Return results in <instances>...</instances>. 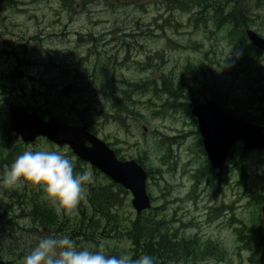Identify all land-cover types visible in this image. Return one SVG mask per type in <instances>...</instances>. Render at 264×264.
Listing matches in <instances>:
<instances>
[{"label":"rangeland","instance_id":"rangeland-1","mask_svg":"<svg viewBox=\"0 0 264 264\" xmlns=\"http://www.w3.org/2000/svg\"><path fill=\"white\" fill-rule=\"evenodd\" d=\"M16 1L18 2L16 5L9 1H0V51L6 49L10 54L12 53L11 55H0V140L3 139L0 143H8L7 141L11 139L12 148L15 151L18 148L24 151L29 147L33 149L37 147L54 149L73 158L76 165L78 159L71 155V149L66 146L58 147L45 138L38 139L33 143L34 145H28L22 143L17 136L8 137L6 130L9 124L10 105L13 103L18 104L30 112H32L30 110L32 108L40 109L42 105L46 106V103L44 104L40 99V92L48 93L49 90L46 88L47 86H42V76L46 83L53 85L49 93L48 100L50 101H54V97L59 94V90L66 85L79 83L80 87H83V81H88V79H77L75 81L72 71H69V76L64 77L63 68H55L50 62L54 61L61 65L71 64L73 61L77 62L80 57H84L89 49L94 48L93 45L79 42L75 36L77 32H101L104 27H133L139 23L140 25L152 27L150 34L147 35L155 37L157 35L155 32L159 30H156L153 26L185 25L188 13L182 11L168 12L165 6L160 3V0H97L86 7L78 6L74 11L64 6L63 0ZM250 2L254 6L256 4L261 6L255 11V14L259 15V17H256V26L250 29L258 30L264 37V0L260 3L256 0H250ZM74 4H76V1ZM177 21L179 22L177 23ZM212 30L214 28H207L201 30L202 32H198L196 34L198 42L191 43V48H188L186 53L182 52L181 55L174 44V46L171 44L166 46L163 42L155 40L149 47L153 52L162 51L164 56L172 63L178 61L179 70H182L187 57L192 59L199 57V60L202 53L208 52L212 60H218L219 58L224 69L222 68L223 72L218 75L217 80L221 82L225 90H231L233 95L238 97V113L241 115L252 113L260 119L261 123L256 124L264 126V99L260 104L251 101L248 89L250 81L244 73H239L243 69L236 64V51L227 40H224L222 31L213 32ZM189 41L190 38L183 39L181 44L188 45ZM5 42L8 44H5ZM197 46L201 49L199 53L194 49ZM101 52L104 51L101 49ZM95 62L96 59L93 58V67ZM257 62L258 65L254 68L261 67L264 75V63L260 60ZM38 63H46V65L49 63V70L47 67L45 68L47 76L43 75L44 72L40 66H37ZM232 66H235V68L232 69ZM118 82L110 81L108 83L118 91L122 86ZM78 99L83 101L85 97L80 94H72L69 98L62 96V105L58 106V110L65 111L63 104L75 102ZM104 100L99 95L92 99L95 103L99 101L105 105ZM134 101L135 107L133 110L139 112L142 117L138 115L127 116L124 122L114 119L105 121L100 119L96 113L90 112L92 118L97 119V123L92 126V132L108 144H117V147L126 154L138 155L144 152L148 157V163L154 166L157 161L154 158L155 156L157 158L161 157V159L163 157L170 158L171 151L175 152V149H173L172 142L169 140L164 141L165 144L161 146L157 143L159 140L151 138L150 135L157 129H160L163 134H169L171 132L170 128L175 131V129H180L181 125L174 124L171 115H168L167 118L156 115L157 103L152 95H138L135 96ZM67 117H71V115L68 114ZM190 131L192 130H187L188 133ZM194 142L193 138L188 139L186 148L179 153L177 168L184 170L185 166L192 160L193 157L188 152H190V149L194 152L197 150L194 147ZM176 151L178 150L176 149ZM197 158L200 159V156ZM263 161L264 151L246 152L242 143L237 144L232 157L229 158L226 164L222 181L211 184V187H209V199L206 194L205 201L200 203L199 209L188 206L186 212L189 220L194 219L202 227L201 230L194 228L189 232L201 233L203 240H207L208 244L211 241L216 243L219 250L223 252L220 260L209 258L208 262H200L199 264H255L253 260L254 246L250 242L247 245L242 243L238 230L244 224L250 226L251 222L259 215L264 220L261 213L264 200L261 205H258L254 198L257 193L261 192L264 185ZM174 164L172 165L174 166ZM160 166H162L161 162ZM80 168L82 166H76V170L79 171ZM91 169V166H89L86 171L91 173L92 185L98 183L103 184V186L108 185L107 179L102 177L101 174L91 171ZM163 169L167 174L169 168L163 167ZM3 171L1 170L2 173ZM183 177L181 176L179 179ZM174 178L175 172L167 174L168 181L172 182ZM184 179L187 181L186 177ZM98 180L101 182H97ZM159 182L160 179L155 182L157 187L152 182L150 184L154 196H157V192H159ZM39 197L47 201L43 192ZM131 199L132 197L129 200L130 207L123 210L126 215L128 214L130 220L136 218ZM206 207H210V209ZM262 225L264 226V221ZM24 238L32 245L38 240L30 233H27ZM6 248L3 247V249ZM4 255V260L11 261L8 255Z\"/></svg>","mask_w":264,"mask_h":264},{"label":"flooded vegetation","instance_id":"flooded-vegetation-1","mask_svg":"<svg viewBox=\"0 0 264 264\" xmlns=\"http://www.w3.org/2000/svg\"><path fill=\"white\" fill-rule=\"evenodd\" d=\"M189 22L190 24L187 23L181 26H153L156 30H159L155 32L157 34L155 37L147 35L150 34L149 32L152 30V27L144 25L104 27V30L101 32L89 31L83 33L79 31L75 34L78 41L84 42L87 45H93L94 48L89 49L86 55L82 58L80 57L77 62H73L80 64L78 66L79 69L77 68L76 71L81 78H78L74 73L75 81L77 79L100 81L102 85L100 90H97V94L102 99H105V102L108 98L107 93L114 92V86L108 83L110 81H119L121 83L124 81L142 82L150 80L155 82L156 92H149L148 95H152L156 99V115H160L159 117L161 118H167L168 115H171L173 123L180 124L181 128L175 129V131L173 128H170L171 132L169 134H163L160 129H157L150 137L157 138L159 145L160 142L169 140L172 142L175 152L171 151L170 158L163 157L161 159V157L157 158L155 156L154 158L157 161L152 166L148 163V157L144 152L138 155L126 154L122 149L117 147V144L108 145L114 150L120 162L135 161L147 172V193L151 200V208L156 210L155 219L158 225L155 228V235H158V239L163 236L161 225L164 224L168 231L165 236L171 240V247L173 243L177 244L180 242L179 246L182 247L184 244L188 246L190 241H196L200 245L199 250H197V263L199 264L200 262H208L207 252L209 244L207 240H203L201 233L196 231L195 233L189 232L194 228L201 230L202 227L194 219L189 220L186 210L188 206L199 209L200 203L205 201L204 197L206 194L209 199L208 189L211 187V184L222 181V174L225 172L227 163L216 168L209 162L207 154L204 151L199 120L192 114V109L196 105L206 104L214 100L225 110L220 103L225 88L217 80L218 75L223 72L222 68L224 69V67L219 58L218 60H212L208 52H206L202 53L199 60V57L196 59L187 57L182 70H179L178 61L172 63L164 56L162 51L153 52L149 47L153 41L157 40V42H163L166 46L174 44L177 47L176 49L179 50L180 55L182 52L186 53L187 49L191 48V43L198 42L196 34L206 28L193 26L192 22ZM186 38H190L189 44H181L182 40ZM5 44L8 43L5 42ZM101 49L104 52H101ZM194 49H196L197 53L201 50L198 46L194 47ZM3 51L5 52L4 55L10 54L6 49ZM93 58L96 59L94 67L92 66ZM261 62L264 63L263 60ZM39 65H42L43 75L47 76L45 68L47 67L49 70V63L47 65L46 63ZM42 79H44L43 76ZM104 84L105 89L109 90L106 94L101 92ZM209 87H213L215 94L208 93ZM168 88H171V90ZM97 102L101 105L99 101ZM237 114L239 116L234 115L242 118L240 117L241 114L238 112ZM88 129L93 133L90 128ZM144 129L147 131L146 127ZM188 129L192 131L188 133ZM12 136L8 137L12 138ZM190 137L195 140L194 147L197 150L194 152L190 149L188 153L193 158L189 161L188 165L186 163L187 166L183 170L177 168L176 165L180 156L179 153L186 148ZM1 146L2 144L0 143V149ZM11 150H14V148L11 147ZM198 156H200V159L197 158ZM159 161L162 163V166H160ZM173 163H175L174 166L172 165ZM89 166L91 165L85 163L77 171H86V169H89ZM208 166L211 168L209 169ZM163 167L169 168L167 174L175 172L174 181L170 182L167 180V174H165ZM6 168L4 167V170ZM91 168V171L101 173L92 166ZM1 170L3 171L0 166V174L2 173ZM209 173H211V177L208 176ZM101 175L108 180L107 186L112 185L105 192L106 195L110 196V201H91L88 200L87 196V200L81 204L75 215L71 217L57 214L48 201L39 197L43 191L35 186L26 185L13 190L12 201L6 204L9 208L6 212V217L9 219L10 228L6 234H8L10 239L11 264H21L23 257L34 246L24 238L27 233L34 235L37 239L52 233L69 234L72 238L89 246L99 242L105 244L107 250L110 252L118 253L121 250L129 252L130 243L128 235L130 218L123 210L130 207L129 200L132 194L128 189L113 182L103 173ZM181 176L184 177L179 179ZM185 177L187 181L184 179ZM157 179H160L159 192H157V196H154L150 184L152 182L157 187L155 183ZM92 186L95 187L92 183L88 185V195L91 193ZM35 191L37 193L33 194ZM35 194L37 195L33 196ZM207 209H210V207ZM114 215H117V217L114 218ZM261 219L263 222V218ZM1 239L2 232L0 229V249L2 244ZM263 242L264 239L261 243V248Z\"/></svg>","mask_w":264,"mask_h":264},{"label":"trees","instance_id":"trees-1","mask_svg":"<svg viewBox=\"0 0 264 264\" xmlns=\"http://www.w3.org/2000/svg\"><path fill=\"white\" fill-rule=\"evenodd\" d=\"M1 2L9 1L13 5H16L18 2L16 0H0ZM16 1V2H15ZM76 1V4L74 2ZM97 0H63L64 6L71 8V11H74L76 7H86L89 4L95 3ZM260 3L263 0H256ZM165 6V9L168 12L172 11H182L188 13V19L185 22L197 27H206L214 28L213 32L222 31L224 34V40L233 46L235 52V61L236 64L243 69L239 73H244L250 84L248 85L249 96L251 101L262 103L264 99V75L262 73L261 67L257 69L254 66L258 65V60L264 61V53L258 50L248 39L246 30L256 26V17H259L258 14H255L261 6L256 4L255 6L250 2V0H160ZM157 21V20H156ZM179 21H177L178 23ZM264 24V23H263ZM140 24L137 23L136 26ZM180 26V25H177ZM212 26V27H211ZM258 32V30H256ZM259 33V32H258ZM260 34V33H259ZM261 35V34H260ZM213 48V46H211ZM5 52H0V55ZM53 67L62 69L64 77L69 76V71L75 73L78 78H81L77 73V68L80 64L71 63L66 65H58L53 61ZM35 65V64H33ZM42 68V65L37 64ZM71 68V69H69ZM232 69L235 66L231 67ZM53 71V70H52ZM51 71V72H52ZM42 86L46 87L49 92L45 93L41 91L40 99L45 104L42 105L40 109H30L32 112L37 113L42 118H48L50 116H58L61 120L65 121L68 124H83L88 123L89 128L92 131V126L97 123L96 118H92V113H96L100 119L105 121H110L114 119L116 121H125L127 116H140L142 115L139 112H136L135 107V96L141 95L144 96L149 92H156L154 81H142V82H131L124 81L119 82L122 87L117 91L113 89V93H107L109 90L105 89V84L103 85V90L101 92L107 93L106 104L99 105L95 103L92 99L97 96V90H100L102 83L100 81H83V87H80L79 83L75 84L72 94H80L82 97H85V100L81 101L80 99L75 100V102L63 104L65 111H59L58 106L62 105V95L57 94L54 98V101H50L49 93L52 86L46 83L44 79L41 81ZM167 83V82H166ZM171 90V88H168ZM209 94H215L213 87H209ZM90 98V99H89ZM222 100L220 101L223 108L227 111H231L233 114H237L238 107V97L233 95V92L229 89L224 91V94L221 96ZM53 104V105H52ZM51 105V106H49ZM103 105V106H102ZM100 106V107H99ZM260 108V107H259ZM71 117H67V115ZM240 117L247 119L253 123H261L260 119L252 114L240 115ZM91 119V120H90ZM8 143H2L0 149V166L4 170V167L10 165L14 158L23 152L22 149L11 150L12 140L9 139ZM161 146L164 145V142H160ZM201 144V143H200ZM71 155L74 156L71 151ZM232 157V154H231ZM264 162V161H263ZM85 162L78 160L77 165L84 166ZM210 169L211 167L208 166ZM101 174V173H98ZM211 177V173L208 174ZM106 179V177H104ZM101 182V181H97ZM95 187H91V193L88 195V200L99 201V202H108L110 201V196L106 195L105 192L107 188L111 186H103V184L98 183L94 184ZM115 186V185H114ZM13 190H9L0 186V203H1V219H0V229L2 232V244L0 249V259H4V254L10 257V239L8 234L10 224L9 219L6 217V212L9 208L6 204L12 201ZM35 192H33L34 194ZM99 193V194H97ZM262 193V194H261ZM37 194L33 195L36 196ZM99 196V197H98ZM258 202V205H261L264 200V185L261 188V192L257 193L254 197ZM260 207V206H259ZM114 218L117 215L113 216ZM156 210L150 209L143 212L141 215L136 216V218L130 220L129 228V243L130 251L129 253L134 257H138L142 254H149L156 258V264H198L197 263V250H199L200 245L196 241H190L188 246L185 244L182 247L179 246V243H173L171 247V240L168 239L165 235L166 227L162 226L163 236L158 239V235H155V228L158 225L156 221ZM157 233V231H156ZM238 234L242 243L246 245L250 242L254 246L253 260L255 264H259V254L261 251V243L264 239V226L262 225V219L260 215L255 218L250 226L246 224L238 230ZM159 240V241H158ZM160 242V244H159ZM3 247H7L3 249ZM208 258H215L220 260L223 252L219 250V247L216 243L210 242L207 252ZM201 260V259H200ZM7 264H11L10 261H7Z\"/></svg>","mask_w":264,"mask_h":264},{"label":"water","instance_id":"water-1","mask_svg":"<svg viewBox=\"0 0 264 264\" xmlns=\"http://www.w3.org/2000/svg\"><path fill=\"white\" fill-rule=\"evenodd\" d=\"M247 36L264 53V37L252 30L247 31ZM73 88V83L66 85L60 90V94L69 98ZM192 114L199 120L204 151L214 167L219 168L225 164L237 143H243L247 152L264 151V126L236 117L223 110L216 101L194 106ZM9 115L6 131L8 136L15 135L26 144L46 138L59 147H69L80 161L89 163L131 192L132 207L137 216L151 209L147 193V172L135 161L120 162L107 142L89 131L88 123L68 124L54 115L44 119L14 103L9 107ZM262 215L264 216V205ZM0 264L7 262L0 259ZM259 264H264V242Z\"/></svg>","mask_w":264,"mask_h":264},{"label":"clouds","instance_id":"clouds-1","mask_svg":"<svg viewBox=\"0 0 264 264\" xmlns=\"http://www.w3.org/2000/svg\"><path fill=\"white\" fill-rule=\"evenodd\" d=\"M91 179L90 172L76 170L74 159L66 153L29 147L0 174V186L9 190L35 186L57 214L71 217L87 200ZM21 264H156V258L134 257L124 250L113 253L103 243L89 246L69 234L52 233L40 237Z\"/></svg>","mask_w":264,"mask_h":264},{"label":"bare ground","instance_id":"bare-ground-1","mask_svg":"<svg viewBox=\"0 0 264 264\" xmlns=\"http://www.w3.org/2000/svg\"><path fill=\"white\" fill-rule=\"evenodd\" d=\"M248 30H252V29H250V28L247 29V30H246V34H247V31H248ZM252 31H254V30H252ZM255 32H256V31H255ZM201 169H202V168H201ZM202 170H204V169H202ZM205 173H206V172H205ZM197 175H198V173H197ZM205 180H206V179H205ZM210 180H211V179H210Z\"/></svg>","mask_w":264,"mask_h":264}]
</instances>
